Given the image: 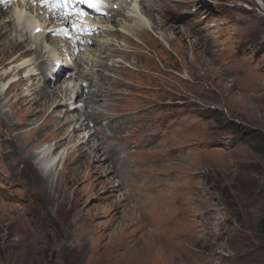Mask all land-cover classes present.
I'll use <instances>...</instances> for the list:
<instances>
[{
    "label": "rangeland",
    "instance_id": "rangeland-1",
    "mask_svg": "<svg viewBox=\"0 0 264 264\" xmlns=\"http://www.w3.org/2000/svg\"><path fill=\"white\" fill-rule=\"evenodd\" d=\"M172 1L160 15L173 22L166 27L174 26L178 33L169 29L165 40H160L148 28L136 33L135 49L119 40L124 47L116 43L117 47L107 50L109 64L116 66L110 68V79L120 84L110 86L113 96L106 124L116 130L128 122L117 118L120 108L129 110L138 122V127H131L133 139L127 131L116 133L129 140L126 146L119 141L107 145L114 147L110 160L118 162L109 164L113 175L103 174L96 164L63 165L60 156L53 171L44 174L33 161L34 152L41 148L42 152L45 146L51 147L49 156L76 145L62 137L72 127L60 125L71 115L80 122L88 109L79 117L66 113L61 118L58 114L70 96L49 118L56 105L44 108L40 96L34 105L28 104L32 94L20 100L19 84L11 87L5 101L0 95V127L8 135L21 137L17 145L26 150L31 162L7 166V150L0 144V264H236L241 257L238 240L254 237L255 225L264 217V13L254 0H199V4L185 0L179 9ZM147 8L144 13L141 10L142 18L160 22V16ZM0 39V50L5 48L0 53L1 69L8 67L20 47L6 49L11 39ZM137 60L139 66L134 65ZM37 71L35 80L27 81L31 91L41 85L46 72ZM159 100L174 104L153 114L161 124L155 131L170 141L172 131L184 126V139L191 140L195 151L175 162L171 189L157 194L158 202L167 207L142 209L135 197L125 198L118 192L125 175L120 172L116 177L115 171L126 167L125 161L118 160L124 148L133 151L132 159L146 157L150 148L136 150L142 126L148 123L141 109ZM29 125L31 134L22 133ZM95 128L112 134L106 125ZM93 132L81 136L86 139ZM80 148L73 156H83L84 163L88 146ZM155 151L157 146L150 150ZM158 170L150 177L155 186L165 175ZM157 230L165 234L161 237Z\"/></svg>",
    "mask_w": 264,
    "mask_h": 264
},
{
    "label": "bare ground",
    "instance_id": "bare-ground-1",
    "mask_svg": "<svg viewBox=\"0 0 264 264\" xmlns=\"http://www.w3.org/2000/svg\"><path fill=\"white\" fill-rule=\"evenodd\" d=\"M171 1L172 0H149L148 1V3H149L148 7L150 8V11H156V13L161 18L160 22L153 24L151 19H149V20H151L150 23L146 22L142 18V16H138V14H136L134 10H131L129 12V14H127V18H125L123 16L125 18L124 21H121V22L116 21V24H118V26H119V30L112 33L111 28H109L110 29L109 34L113 37L116 36L118 38H122L130 46H136V44L133 41H131V39H132L131 36H133V37L135 36L137 38L136 33L138 31H144L145 29L147 30L148 28H150V30H152L155 33V35L158 36V39L165 40V37L167 36V31H169V29H171L170 31H173L174 33H178L176 30V27H174V26L166 27L167 24H174V23L173 22L170 23V20L168 18L160 15L163 10L169 9L167 7V5L171 4ZM197 1H198L197 4H199V0H197ZM254 2L257 4L259 9L264 13V2L262 0H254ZM139 3H140V1H138L136 4H139ZM134 4H132V5H134ZM173 5H174V8H176V9H179L181 7L180 4H178V3H174ZM132 8L135 9L136 7H132ZM145 15H146V17L150 16L147 14H145ZM107 24H110V22ZM5 27H8V26L6 25L5 20H2L0 22V28H5ZM182 36H184V35H182ZM1 37H4V35L0 32V38ZM0 41H2V40L0 39ZM19 45L20 44L18 42H15L14 40H8V43L5 46H6V49L11 48L13 50V49H17L19 47ZM98 46H100V47H99L97 52H99L101 50L102 46H104V47L106 46V47L110 48L111 44L104 43L102 45L100 43V41L98 40ZM125 46H127V45H125ZM31 48H33V47L31 46ZM1 52L4 53L5 48L0 50V53ZM94 52L95 51L92 50L89 54H82V56H80L78 59H76L73 62L74 65L75 64L79 65V64L84 63L88 67H90L88 64V63H90L91 69H92L93 65L96 62L95 59L92 58V55L94 54ZM120 53H125L124 49H122L120 51ZM33 55H34L33 58L28 59L27 54L24 53V54H21L20 56H18L13 61L9 62V64L6 65L8 67L3 68L4 71L0 74V87H4L5 80H7L9 78L16 77L18 75V72L22 68H23L22 70H28V73H27V75L29 77L28 81L35 80V70H39L41 68V54H40V52H36ZM59 55H61V54L57 55V59L61 60L63 62V60L59 57ZM106 55H107V52H104L103 57H105ZM108 57L109 56H107L105 60H108ZM86 60H89V61H87L88 63L86 62ZM102 62H104V60ZM66 64H67V61L65 60V64H62V65L60 64V65H61V67L66 66L69 69V67ZM134 65L139 66V61L137 60L134 63ZM100 67L102 68V70L97 71L96 74L93 76V78H92V91L89 94V96L87 97L86 102H84V110L88 109V112L85 114L82 111V113L85 114L84 115L85 119L83 120V122L79 123L78 119L76 117H74V115H71V117H68L67 120L64 121L65 123L63 122V124L60 125L63 127V126H66L68 124H70V125H77L78 124L77 128L74 126L73 130L71 132H65L62 136L64 138V141H66L70 138V144L76 143V145L73 146L74 148L72 150H70L71 148L64 147L61 149L60 153H58L56 155L50 154L49 156H48V154L50 153L49 150L51 147L45 146L44 149L42 150V152H40V156L43 157L42 169L44 171L51 170V172H52L53 171L52 168L55 166V163H56L58 157L60 156L59 162H61L63 165L64 164L69 165V163L70 164H77V166H83L84 164H86V165L90 164L92 167L93 164H96L97 169H99V168L103 169V174L113 175V171L109 168V164H116L118 162L117 161L113 162V159L110 160V158H111L110 154L113 153L114 147H110V146L108 147L107 145L111 141H119V142H121L122 146H126L129 143L128 139H126L121 134L120 135L116 134L117 132L119 133L121 131H127L128 133H130L131 139L134 138L135 133H132L133 130L131 127H138V122L133 119L131 112L129 110H126L125 108H120L119 110H117L116 115H117V118L121 119L123 122L126 119H128V122L126 124L118 126L116 128V130L115 129L113 130V127L111 129L110 126H108V124H106V126L109 128V130L112 131L111 135L104 134L103 130L101 128H99L96 131H94L92 134H90L86 139H85V135L81 136V134L85 133L86 132L85 130H87V125H84V121H86L88 123H93L95 126H99L103 122V119L109 118V115L108 114L106 115V113H108V111H109L107 109V104H111L112 96H113V93L110 91V88H111L110 86H113L114 84H120V83L114 82L112 79H110V68L112 69L111 66H107L105 64H102ZM72 70H73V72H72L71 76L67 79V81L66 80L64 81V79L62 81V79L56 78L55 82L53 83L52 81H50L47 78H42L41 85H38L37 87H35L33 89L34 91H38L37 94L32 93V95H31L32 98H31V96H24V93L22 92V96H20V100H23L24 97L31 98V99H28L27 103L34 105L35 101H37V99H39V96H40V98H42L44 101L43 102L44 108L49 109L52 105H56V107L51 112H49V114H48V116L50 118L52 115H54L57 112L56 109L58 107H62L63 103H65V101H66L65 98L68 95L67 94L68 82L72 81V79L75 80V78H84V76H85L84 72H82V71H77L75 73L74 68H72ZM106 73H108V74H106ZM39 75H41V72ZM89 76L90 75L87 74L86 82H89V80H90ZM51 82L53 85H55V84H63V85L61 87H59L58 89H55L53 91V90L47 89ZM126 82H127V80H126ZM16 83H17V81L12 83V84H16ZM147 83H148V81H147ZM90 86L91 85H89L87 87L88 90H89ZM8 90H9V88L7 89V91ZM28 90H27V92H28ZM7 91L4 93L3 101H5L4 99H5V96L7 95L6 94ZM29 91H31V90H29ZM76 94L77 95L75 96V99H78L79 100L78 102H83L82 94L79 93V91ZM138 94L142 95L143 92L139 91ZM57 99H58V102H57ZM61 101H63V103ZM158 102H160V103H157L156 105L150 106L148 108L141 109V111L145 113V116L148 120V123L145 124L144 126H142V130H141V132L143 133L142 141L136 144L137 145L136 150H140V151L144 150L145 152H147V149L150 148V150H151V149H153V147L157 146L159 151H155V152L151 153L150 150H148L149 152H147L145 158L140 157L139 160H136V159L131 158V156L133 155V151H131L129 148H124V150L121 152L122 156L118 155V160L125 161L126 165H124V166H126V167L121 168L119 170L117 169L115 171L116 177H118V173H120V172H122L125 175V177H123V179L119 180V183L117 185L118 192H120L121 195L124 196L125 198L131 199V198L135 197V201H136L135 204L140 205V207L142 209L145 206L146 207H152L155 210L160 205L161 206L164 205L165 207H167L165 204H163V203L160 204L158 202V200H160V196L157 194L165 193L166 188H170L171 185L173 184L172 173H174L173 172L174 170L172 171V169H173L175 162L177 160H180L182 157L184 159V156L186 154H188L190 156V154L195 151V146L192 143H190L191 140L184 139V135H186V133H184V129H185L184 126H179L172 131L173 138H171L170 141H164L163 138L161 137L162 133L159 131H157V132L155 131V129L157 127H159L161 124L159 122V119L154 117L153 114L156 113L157 111H164L165 109H167L168 107H170L174 104L173 101H171L169 103H163V101L159 100ZM47 105H49V106H47ZM1 106H2V104H1ZM101 108H103L104 111H100ZM48 109L46 110V112L49 111ZM0 114H1V110H0ZM32 131H30L28 133V135L31 134ZM191 131H192L191 135H193L194 129L192 128ZM79 132H81V133H79ZM92 138H93V140H92ZM24 139L26 140L27 138H24ZM24 139L22 138L23 141H24ZM20 141L21 140H19V138H17L16 136H11V135H8L4 132L0 133V142L2 144H4V146L7 150V152L5 154V157H6L7 162H8L7 166L10 165L13 168H15V166H17L19 163L24 162L25 160H26V163L29 164L30 159L26 155V153H27L26 150L25 149L22 150V148L17 145ZM91 141H93L94 144L89 146V143ZM184 145H187L188 153H186V151H185L186 148L184 147ZM81 146H83V147L88 146V149H87L88 151H87L86 158H84V163L81 162V160L83 159V156H81V155L73 156L74 152L80 151ZM140 151L138 152V154L140 153ZM118 154H120V153H118ZM112 155H114V154H112ZM185 158H186V156H185ZM189 159H190V157H189ZM158 169L164 170L165 175L163 177L161 176L162 179L160 180L159 184L157 186H155L154 184H152L153 182L150 180V177L153 176V172H155ZM182 179H183V177H182ZM123 180L125 182V186H122V185H124ZM43 181L46 184L49 182V180L47 178H46V180L43 179ZM157 191H158V193H156ZM3 206H5V205H3ZM162 208H164V207H162ZM159 210H160V208H159ZM149 216H150V214H149ZM148 222L152 223L151 220H149ZM157 231H159V230H157ZM159 233L161 234L160 236L162 237V234L164 232L159 231Z\"/></svg>",
    "mask_w": 264,
    "mask_h": 264
},
{
    "label": "trees",
    "instance_id": "trees-1",
    "mask_svg": "<svg viewBox=\"0 0 264 264\" xmlns=\"http://www.w3.org/2000/svg\"><path fill=\"white\" fill-rule=\"evenodd\" d=\"M254 230V237L238 240L242 255L236 258V264H264V217L256 223Z\"/></svg>",
    "mask_w": 264,
    "mask_h": 264
},
{
    "label": "snow or ice",
    "instance_id": "snow-or-ice-1",
    "mask_svg": "<svg viewBox=\"0 0 264 264\" xmlns=\"http://www.w3.org/2000/svg\"><path fill=\"white\" fill-rule=\"evenodd\" d=\"M89 6H90V7H94V8L96 7L95 4H89Z\"/></svg>",
    "mask_w": 264,
    "mask_h": 264
}]
</instances>
